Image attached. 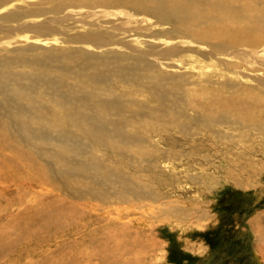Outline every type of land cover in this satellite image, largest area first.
Here are the masks:
<instances>
[{
	"label": "rangeland",
	"instance_id": "374dc122",
	"mask_svg": "<svg viewBox=\"0 0 264 264\" xmlns=\"http://www.w3.org/2000/svg\"><path fill=\"white\" fill-rule=\"evenodd\" d=\"M96 9L153 23L126 37L128 76V49L77 43L105 36L90 26L0 29V264H258L264 85L239 55L264 47V0H0V25ZM151 40L183 48L157 60Z\"/></svg>",
	"mask_w": 264,
	"mask_h": 264
},
{
	"label": "bare ground",
	"instance_id": "6f19581e",
	"mask_svg": "<svg viewBox=\"0 0 264 264\" xmlns=\"http://www.w3.org/2000/svg\"><path fill=\"white\" fill-rule=\"evenodd\" d=\"M108 11H114V10L96 9L93 11L92 10L87 11L80 18L72 19L74 21H70L69 19L66 21L65 18H63L61 16L56 17V16H52V15H47V16H45L47 18H45V19L42 18V20L40 18H38L39 20L36 19V21L34 20L35 22L20 23L18 25H11V26L4 27V28L0 25V29L6 30L9 33H11V32L14 33L15 31L22 32L23 34L20 35V38L21 39L23 38V40L25 42L32 41V42H35L37 44H42V45H54V44L62 43L63 41H61L59 39V37H55V36H52L50 38L45 37L46 34L43 31H40V29L42 27L47 26V25H51V24H55V25L58 24L59 26H63L65 23H68V22H77L76 24L79 27L78 28L79 30H84L87 28V26H90L105 36L102 37L97 43H93L92 41H90L91 38L88 35H86V33L83 34L82 36L87 40L78 39L77 43L80 44L81 47L84 48L85 50H89L91 48L106 49L108 47L116 46L118 49L119 48H125V49H128L129 51H131L132 53H134V56H132V59L134 60V62L130 67L129 66L118 67L119 68L118 71L121 73L122 76L125 77V76L130 75L132 73L133 69L142 61V58L140 57V55L143 53V49L139 45V39L129 38L128 40H126L127 35H130L133 31L140 32V31L148 30L152 27L153 23L151 21H149L147 18H145L143 16H138L137 14H132L130 17L125 19V22H112V21L110 22L108 20V17L105 16V14H107ZM3 12L4 11H0V19L9 18V17H13L16 15V14H12V13H8V15H7L6 13L3 14ZM99 15H104V16H99ZM117 15H120V13H117ZM49 16H52V17H49ZM97 16H99V18H96ZM119 35H122V36L117 37ZM106 36L117 37V41H114L113 43L99 44V42L103 41ZM150 42L153 46L156 47V50H155L153 56L157 60L169 59L176 50L183 48V46L179 45V42H180L179 40H163V41L151 40ZM198 47L200 48V46H198ZM239 57L249 61L251 63V65H252V63L256 64V66L258 67L256 77L258 78V81L264 85V47H262L261 49L259 48V50H255V51L253 50L250 52H246L244 54H240ZM246 58H248V59H246ZM99 73L100 72L95 73L94 76L97 77L99 75ZM250 78L254 79L253 76H250ZM40 79H44V78H41L38 76V78H35L34 80L32 79V81H39L40 82L41 81ZM47 79H49V78H47ZM128 80H130V78ZM55 83H56V80H54V82L52 80H48V83L45 82V84L52 90L57 89V86H55ZM157 88L159 91L161 90V86H157ZM160 92H163V90ZM8 101H10V100H8ZM66 102H68L70 104L74 103V98H72L71 96H66ZM8 103L10 104V102H7L5 104H8ZM22 104L29 105L28 101H26ZM7 107H9V106L7 105ZM10 107H11V105H10ZM10 107H9V109H10ZM15 107H18V106H15ZM13 109H11V110H13ZM16 110H18V108ZM7 111H8V108H7ZM18 122H17V124H18ZM15 124L16 123H14V126H15ZM22 126H23V124L21 126H18V127L22 128ZM16 128H17V126H16ZM23 129L26 131L25 126H23ZM18 130H19V128H18ZM260 220H261L260 218L256 217L253 221V224H252L253 228H254L253 236L255 235L257 237H260L264 243V224ZM139 250H141V249L139 248ZM252 255L254 258V262H257L258 264H264V256L257 249L255 251H253Z\"/></svg>",
	"mask_w": 264,
	"mask_h": 264
}]
</instances>
